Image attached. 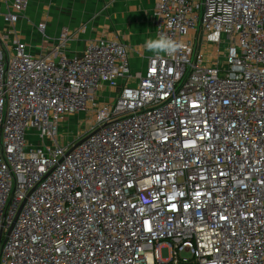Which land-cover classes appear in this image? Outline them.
Here are the masks:
<instances>
[{
	"label": "built area",
	"instance_id": "obj_1",
	"mask_svg": "<svg viewBox=\"0 0 264 264\" xmlns=\"http://www.w3.org/2000/svg\"><path fill=\"white\" fill-rule=\"evenodd\" d=\"M153 25L183 46L140 72L120 41L66 56L68 28L0 40V264H264V0H158Z\"/></svg>",
	"mask_w": 264,
	"mask_h": 264
},
{
	"label": "crops",
	"instance_id": "obj_2",
	"mask_svg": "<svg viewBox=\"0 0 264 264\" xmlns=\"http://www.w3.org/2000/svg\"><path fill=\"white\" fill-rule=\"evenodd\" d=\"M27 12L15 25H7L3 15L11 0H0V40L8 34L9 43L19 38L28 45L30 53L40 54L54 48L64 28L75 33L66 56H80L88 42L105 38L120 41L130 49L135 72L143 71L147 52L143 45L157 37L153 20L158 0H29ZM46 24L45 36L38 25Z\"/></svg>",
	"mask_w": 264,
	"mask_h": 264
},
{
	"label": "clouds",
	"instance_id": "obj_3",
	"mask_svg": "<svg viewBox=\"0 0 264 264\" xmlns=\"http://www.w3.org/2000/svg\"><path fill=\"white\" fill-rule=\"evenodd\" d=\"M172 22H169V26H171ZM182 42L172 37L160 33L155 38H149L145 41L143 48L152 53L154 56L167 55L174 56L176 53L182 48ZM146 145H135L130 149L128 155L130 158H138L143 155L144 150H146Z\"/></svg>",
	"mask_w": 264,
	"mask_h": 264
},
{
	"label": "rangeland",
	"instance_id": "obj_4",
	"mask_svg": "<svg viewBox=\"0 0 264 264\" xmlns=\"http://www.w3.org/2000/svg\"><path fill=\"white\" fill-rule=\"evenodd\" d=\"M85 119H86L85 114L77 115V116L70 118V120L63 126L62 132L71 131V132H73V136L76 135V133L79 129L80 123L85 122ZM83 129H84V127H83ZM162 257H163V259H168L170 257L169 250L164 249L162 251Z\"/></svg>",
	"mask_w": 264,
	"mask_h": 264
}]
</instances>
